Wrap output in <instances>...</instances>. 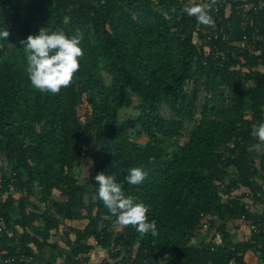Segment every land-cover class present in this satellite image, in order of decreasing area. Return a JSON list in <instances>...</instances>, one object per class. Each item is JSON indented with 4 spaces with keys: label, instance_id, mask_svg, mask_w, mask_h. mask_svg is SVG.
Instances as JSON below:
<instances>
[{
    "label": "trees",
    "instance_id": "16d2710c",
    "mask_svg": "<svg viewBox=\"0 0 264 264\" xmlns=\"http://www.w3.org/2000/svg\"><path fill=\"white\" fill-rule=\"evenodd\" d=\"M192 3L0 0L10 33L0 39V264H90L94 249L104 253L95 264H264V211L252 209L264 208L253 132L264 123V0H229L209 12L214 27L184 12ZM41 28L83 36L74 83L55 95L31 86L19 43ZM135 167L148 172L139 186L124 179ZM98 173L149 208L158 235L115 223ZM247 225L257 232L233 242L230 229ZM59 232L67 252L50 241Z\"/></svg>",
    "mask_w": 264,
    "mask_h": 264
},
{
    "label": "clouds",
    "instance_id": "9594fccd",
    "mask_svg": "<svg viewBox=\"0 0 264 264\" xmlns=\"http://www.w3.org/2000/svg\"><path fill=\"white\" fill-rule=\"evenodd\" d=\"M216 0L210 3H192L185 6L184 12L194 17L198 24L214 27L215 22L209 14ZM10 33L0 30V39L6 40ZM83 39L82 33L77 32L69 37L62 30L49 31L45 28L39 30L38 35H29L19 43L26 56V73L31 86L41 93L58 94L74 83V76L80 69V59L84 53L80 47ZM253 132L258 139L264 142V123L253 125ZM148 178V172L141 167H135L125 176L128 185H142ZM98 185L97 197L115 223L121 226H131L141 236L158 235L155 220L149 221L147 213L149 208L135 201L131 195H126L122 184L117 182L115 175L98 173L95 176Z\"/></svg>",
    "mask_w": 264,
    "mask_h": 264
},
{
    "label": "rangeland",
    "instance_id": "374dc122",
    "mask_svg": "<svg viewBox=\"0 0 264 264\" xmlns=\"http://www.w3.org/2000/svg\"><path fill=\"white\" fill-rule=\"evenodd\" d=\"M228 10V9H227ZM81 113V112H80ZM136 112L135 111H133V109H131V108H129V109H122L121 111H120V120L122 121V120H124V119H126L127 117H129V116H131V115H133V114H135ZM161 115L165 118V119H169L170 117H171V114H170V112L163 106L162 108H161ZM82 121L84 122L85 120H84V118H82ZM144 141H145V139L144 138H142V139H140L138 142L139 143H144ZM87 169H88V166L86 165V163L85 164H83L82 166H81V168H79V170H75V171H78V175H79V177L80 178H84L85 176H86V172H87ZM253 209H254V211L256 212V213H259V212H257V210H256V208L255 207H253ZM260 211V210H259ZM70 223V222H69ZM74 225L76 226V227H78L79 226V228H81V227H83V225L84 224H81L80 222H78V223H74ZM237 225V224H236ZM247 229V228H246ZM248 231V230H247ZM245 232H246V230L244 229V227H239V226H234V228H231L230 229V235H231V240L233 241V242H237V241H240V240H242L243 238H244V236H245ZM249 232V231H248ZM247 232V233H248ZM62 234L59 232L58 234H57V236L56 237H52L51 239H50V241L51 242H54V241H59V244H60V246H61V248L63 249V237L61 236ZM247 235V234H246ZM199 240V237L195 240V241H198ZM216 241L217 242H219V239L218 238H216ZM90 243H92L93 244V241H90ZM196 243V242H195ZM45 255H47V252L45 253V252H42V253H40L39 254V257H45ZM104 256V253L101 251V250H98V249H94L93 250V252L91 253V256H90V264H95V263H97V261L98 260H100L102 257ZM38 260L39 261H36L37 262V264H43L44 263V261L43 260H41V259H39L38 258ZM245 260L247 261V262H249V264H261V262L255 257V256H253V255H247L246 257H245ZM40 262V263H39Z\"/></svg>",
    "mask_w": 264,
    "mask_h": 264
},
{
    "label": "built area",
    "instance_id": "2783aa9c",
    "mask_svg": "<svg viewBox=\"0 0 264 264\" xmlns=\"http://www.w3.org/2000/svg\"><path fill=\"white\" fill-rule=\"evenodd\" d=\"M198 2V3H200V2H204V3H208V0H179V2H182V3H187V2ZM228 7H229V0H221V1H219L218 2V4H214L213 6H212V9L211 10H213L214 11V13L215 12H217L220 8H224L225 9V11L228 9ZM252 6L251 5H249V4H244V6H243V8L247 11L249 8H251ZM131 13V12H130ZM131 16H132V18L135 20L136 18H137V16H136V14L135 13H131ZM240 46L243 48V47H245V42H242L241 44H240ZM205 227V226H204ZM246 228H247V230L249 231V232H257V230H256V226L255 225H247L246 226ZM1 229L3 230V231H5V232H8V230L6 229V227H5V225H2V227H1ZM217 242V241H216ZM219 242H220V240H219ZM219 242H217V243H219ZM29 260H31V259H29ZM11 263V260H6V263L5 264H10ZM229 264H236L235 262H233V261H231Z\"/></svg>",
    "mask_w": 264,
    "mask_h": 264
},
{
    "label": "crops",
    "instance_id": "0c3cea01",
    "mask_svg": "<svg viewBox=\"0 0 264 264\" xmlns=\"http://www.w3.org/2000/svg\"><path fill=\"white\" fill-rule=\"evenodd\" d=\"M255 208H256V210H257V212H262V211H264V208L261 206V205H255L254 206ZM253 209V208H252ZM260 210V211H259ZM253 211H254V209H253ZM70 221H66L65 223H66V225H69V226H72V227H76L75 225H74V223H78V222H70ZM81 224H84V222H80ZM238 225V224H237ZM244 227V229L246 230V232H245V236H244V238L245 237H247L248 236V231H247V229H246V227L245 226H243ZM76 228H79V226L78 227H76ZM82 228V227H81ZM247 234V235H246ZM57 236V234L54 236V237H56ZM62 236V235H61ZM58 243H59V241H57ZM60 245V244H59ZM63 245V249L61 248V246H60V251H63V252H67V250L64 248V243L62 244ZM40 263V262H39ZM44 264V263H43ZM56 264H62V260L61 259H57L56 260Z\"/></svg>",
    "mask_w": 264,
    "mask_h": 264
}]
</instances>
